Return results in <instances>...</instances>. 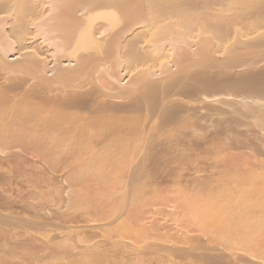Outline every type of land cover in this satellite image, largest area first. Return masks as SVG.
<instances>
[{"label":"bare ground","instance_id":"6f19581e","mask_svg":"<svg viewBox=\"0 0 264 264\" xmlns=\"http://www.w3.org/2000/svg\"><path fill=\"white\" fill-rule=\"evenodd\" d=\"M0 264H264V0H0Z\"/></svg>","mask_w":264,"mask_h":264},{"label":"rangeland","instance_id":"374dc122","mask_svg":"<svg viewBox=\"0 0 264 264\" xmlns=\"http://www.w3.org/2000/svg\"><path fill=\"white\" fill-rule=\"evenodd\" d=\"M38 42H39V40H38ZM37 43V42H36ZM172 198V196L171 197H168L167 198V200L165 201V200H163V202H161V200H159V199H161V198H159L158 200L159 201H156V203L155 204H153V206L154 207H156V208H158V207H161V206H163V205H165L166 206V204L168 205V206H170V205H174V203H173V200L171 199ZM175 199V198H174ZM175 200H178L179 201V199H175ZM174 200V202H176ZM160 202V203H159ZM173 203V204H171V203ZM163 204V205H162ZM177 203H175V205H176ZM165 206H163V207H165ZM180 209V208H179ZM217 234V233H216ZM217 236V235H216ZM218 239H216V241H217Z\"/></svg>","mask_w":264,"mask_h":264}]
</instances>
